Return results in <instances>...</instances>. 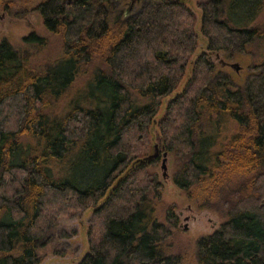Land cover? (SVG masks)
I'll return each mask as SVG.
<instances>
[{
  "label": "trees",
  "instance_id": "1",
  "mask_svg": "<svg viewBox=\"0 0 264 264\" xmlns=\"http://www.w3.org/2000/svg\"><path fill=\"white\" fill-rule=\"evenodd\" d=\"M263 8L264 0H148L119 20L111 0L39 1L61 54L39 67L0 41V264H39L58 218L87 208L89 250L78 264H182L167 241L174 223L158 219L154 200L161 155L187 192L223 168L239 174L201 205L224 220L196 239L197 261L264 264V59L234 87L212 58L264 43V21L250 25ZM95 54L105 68L88 74ZM83 76L91 78L82 95L68 97ZM155 143L159 152L144 158Z\"/></svg>",
  "mask_w": 264,
  "mask_h": 264
},
{
  "label": "rangeland",
  "instance_id": "2",
  "mask_svg": "<svg viewBox=\"0 0 264 264\" xmlns=\"http://www.w3.org/2000/svg\"><path fill=\"white\" fill-rule=\"evenodd\" d=\"M39 1L41 0H13L12 9L9 11L0 7V41L4 38L8 39L15 48L29 55L31 64L42 67L49 60L57 58L61 54V43L59 35L47 30L40 12L34 9ZM111 1L112 17L119 20L128 19L135 15L148 2V0ZM198 1L193 0V2ZM261 21H264V8L250 25H255ZM32 30L40 35L48 36L47 45L39 46L24 42L23 36ZM199 46L198 51L205 48L202 37ZM212 58L217 60L218 71L231 76L234 87L242 85L252 72L250 66L264 59V43L250 44L245 53L234 50L221 51L218 56L213 54ZM228 62L238 63L239 69L229 65ZM96 67L105 68L100 63L98 54H95L88 74ZM87 79L86 76L78 79L74 83L73 89L68 91L67 96L71 98L73 95L74 97L82 95ZM228 126H232V124ZM231 132H233L232 128L224 129V135ZM153 133L154 135L157 133L156 128H154ZM154 150L153 147L151 153ZM166 164L167 167L164 169L161 155L158 165L151 168L158 173V177L162 181L160 197L154 199L157 203L158 219L166 224L174 223L167 241L172 244L173 253L181 254L182 264H200L195 253L196 239L202 234L214 231L224 220V217L213 208L201 205L206 200L217 201L223 192L240 179L238 178L239 174L232 172L229 168H223L215 176L207 177L194 184L187 192L179 188L172 179L175 165L171 156L167 158ZM170 205H174L175 216H172L170 212L172 222L168 220L167 216V213L171 211L168 209ZM92 211V208L74 210L59 217L58 224L48 230L37 248L38 254L42 258L39 264H78L89 250L86 230Z\"/></svg>",
  "mask_w": 264,
  "mask_h": 264
},
{
  "label": "water",
  "instance_id": "3",
  "mask_svg": "<svg viewBox=\"0 0 264 264\" xmlns=\"http://www.w3.org/2000/svg\"><path fill=\"white\" fill-rule=\"evenodd\" d=\"M218 55H219V53L217 54V56H218ZM228 64L231 65V66H233V67H235L236 69H239V64L236 63V62H232V63H229V62H228ZM154 149H155V150H154L153 153L149 154L148 156H146V157H144V158H150V157H152V156H155V155L159 152V148H158V144H157V143L154 144ZM166 160H167V157H166V156H163V158H162V167H163L164 169H166V167H167ZM164 173H165V172H164Z\"/></svg>",
  "mask_w": 264,
  "mask_h": 264
}]
</instances>
